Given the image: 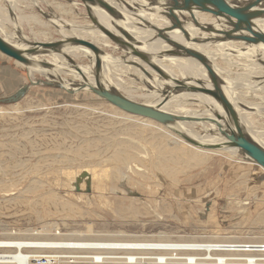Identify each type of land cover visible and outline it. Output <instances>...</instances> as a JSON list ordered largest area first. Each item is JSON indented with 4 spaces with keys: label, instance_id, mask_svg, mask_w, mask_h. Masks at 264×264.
Returning <instances> with one entry per match:
<instances>
[{
    "label": "bare ground",
    "instance_id": "obj_1",
    "mask_svg": "<svg viewBox=\"0 0 264 264\" xmlns=\"http://www.w3.org/2000/svg\"><path fill=\"white\" fill-rule=\"evenodd\" d=\"M5 1L8 8H1L0 1V36L25 52L26 57L32 63L27 66L29 80L32 82L52 83L57 87L61 86L64 89L75 90L74 92L84 94V90L88 89L83 88L82 84L94 85L98 79L102 86L123 95L121 90H123L122 85L125 82L121 78L130 77L132 72L134 74L138 70L141 76L145 78L146 90L147 87L160 90L150 91V93L146 91L143 101H136L123 95L127 99L186 118L205 120L204 116L208 115L210 120H217L218 117H221L233 129V120L222 104L198 91V89L220 90L231 103L233 116L238 122H245L248 126V128H241L242 131L264 148V142L259 141L261 135L250 134L253 131L249 125L250 121L243 115V111L241 113L242 98L238 91V87L245 83L256 84L257 87L264 85V69H260L259 73L247 72L244 77H240L242 75L237 77L230 71L225 72L223 77L212 61L218 60L217 57L225 61L231 53L245 52L247 48L254 50L253 52H256V55L258 53L264 60V43H249L239 40L238 38L248 35V33L238 26L235 18L226 14H214V19L205 17L206 12L202 10V7L191 5L188 0H161V2L136 0L140 9L137 10L138 14L134 15L126 8V0H103L119 15L114 16L99 5H90L89 13L93 19H91L93 23H90L82 20L89 18L86 16V11L84 12L82 2L71 0L70 4L74 5L75 8H60L57 11L59 20H50L58 27L57 29L54 31L50 29L47 33L33 34L25 30L26 25L30 24V17L22 13L24 9H28V5L22 4V1L25 0ZM218 1L220 4L243 9L264 10V5H258L257 0ZM74 2L78 5H75ZM156 12L162 13V15ZM206 14L212 15L211 13ZM186 18H190L194 23L187 22ZM175 19L180 20V25L177 26ZM10 24L12 27H16L15 31L8 30ZM252 25L256 30L264 32V17L254 18ZM52 31L53 37L49 33ZM106 33L110 34L113 39ZM16 34L19 35L18 38H16ZM72 39L92 43L99 53H95L85 45L69 44ZM24 41L60 43L62 46L56 53L29 55L27 51L31 50L32 47ZM116 49L120 51L118 52ZM186 51H191L197 56H189ZM116 54H120V56L116 57ZM240 55L244 57L241 53L238 58ZM156 58L159 61H155ZM227 60L229 59L227 58ZM227 62L230 63L231 61ZM262 65L260 63V66ZM34 67L43 72L34 69ZM257 68L259 69V66ZM69 75H72L73 79L66 80ZM158 79L162 85L156 83ZM14 82L13 80L12 83ZM99 99L103 100L100 97ZM188 100L190 102H192L191 100H201L206 110L199 112L194 109H184L181 104ZM35 107L41 108V106ZM112 107L117 108L113 105ZM247 108L249 109V107ZM29 109L31 110L30 107ZM21 112L23 111L17 110V113ZM8 114L10 112L0 109V117L5 118ZM126 114L152 120L130 113ZM132 116L122 119L124 122L130 121L128 122L130 127L124 126L120 134L127 137L115 138L113 146L110 145L105 150L90 148L89 139H84L82 145L80 144L81 147L65 150L63 155L53 158L47 156L45 152H41V149L33 147L31 158H39V163L32 165L31 159H27L18 162L15 167L12 165L11 167L14 168H22L24 173L20 179H10L11 183L15 185L31 174L32 178L29 179L25 191L36 194L45 185L39 179L40 176L50 171L59 170L63 177L69 179L67 187L73 186V188L86 190L95 188L99 198L102 199H109L107 194H120L134 200L135 198L130 195L134 194L133 189L140 186L130 173L146 178L149 177L148 171L153 167L164 179L177 182L180 173H187L191 169L206 166L214 156L232 157L239 152L237 149L229 147L219 149L199 147L188 140L207 145L221 144L220 141L227 139L217 132L218 127L216 125L190 120L175 121L170 126H164L158 122L156 124V121H138ZM211 132H215L217 136L212 135ZM27 139L30 141L29 138ZM43 140L45 141V139ZM30 144L33 145L35 142L30 141ZM110 147L115 149L111 151ZM23 155L24 153L19 149L13 152V157ZM242 155L251 160L248 156ZM28 163L29 166H27ZM110 163H119L124 167L115 169L113 173H110L108 168ZM58 164H60L58 168L53 167V165ZM4 169L6 168L0 169L3 178L6 177ZM89 183L91 186L88 187ZM130 205V207L119 206L118 210L127 213L128 209H136L137 203L131 201ZM33 207L42 209V213L44 211L51 212L48 207H54L56 212L62 215H73L77 213L76 208H81L54 192L34 201ZM216 234L219 235V231ZM174 241L166 236L158 240L76 237L64 240H42L38 238L34 240H10L3 242L12 243L15 251L3 248L0 249V255L15 254V260L0 258V264H31L32 258L38 257L47 258L49 264H97L85 261L72 263L70 259L93 257L98 260L107 258L108 261L104 264H124L126 262L123 261L122 256H125L130 262H136L138 258H142L145 260V264H159L158 260H166L167 264H206L207 262L220 264L217 261L225 260L233 264H248L247 261L253 262L255 259L259 260L257 264H264V253L255 249L261 248V246H254L263 245V242H194L193 240L180 239ZM3 242L0 241V244ZM218 244H226L230 249L216 250L215 246ZM252 249L257 251H252ZM49 257L52 258L49 259Z\"/></svg>",
    "mask_w": 264,
    "mask_h": 264
},
{
    "label": "rangeland",
    "instance_id": "obj_2",
    "mask_svg": "<svg viewBox=\"0 0 264 264\" xmlns=\"http://www.w3.org/2000/svg\"><path fill=\"white\" fill-rule=\"evenodd\" d=\"M0 1L1 8H8L5 0ZM126 1V8L133 15L138 14L137 10L140 8L136 4L137 1ZM153 1L161 2V0ZM70 2L71 0L22 1L23 5H28V9H24L22 13L30 17V24L26 25L25 30L33 34L47 33L50 29L54 31L58 27L50 20H59L57 11L60 8H75ZM74 4L78 5L76 2ZM168 5L170 6V3ZM83 6L89 18L82 20L93 23L89 11L84 4ZM156 13L162 15V13ZM206 13L205 17L214 19L213 13L211 16ZM177 19L175 22L178 26L180 20ZM186 20L193 22L190 18ZM259 22L262 23L261 20ZM11 27L10 24L9 31L16 30L15 26L12 29ZM53 31L49 32L52 37ZM18 36L16 34V38ZM47 36L50 35L47 34ZM24 43L30 45L28 41ZM246 50L231 53L227 56L229 60L226 58L224 61L217 57L218 60L212 61L223 77L225 72L230 71L237 77L240 75L244 77L247 72L259 73L260 69H264V60L251 48ZM241 53L244 57L240 55L238 58ZM115 56L118 57L120 54ZM155 61L159 59L156 58ZM259 62L263 65L260 66ZM253 68L258 69V72ZM34 69L43 72L37 67ZM251 69L252 71H249ZM70 79H73L72 75L66 77V80ZM121 79L125 82L121 90L123 95L136 101H143L146 91L150 93V91L160 90L149 87L146 90L145 78L138 70L134 74L132 72V76ZM13 80L14 83H12ZM156 83L162 85L159 79ZM26 84L30 85L27 66L0 53V99L11 96ZM259 86L245 83L238 87V91L242 98L241 113L244 112L243 115L250 121L249 125L253 131L250 134H260L259 141L264 142V85ZM67 90L54 84L51 86L30 85L26 96L17 103L0 102V109L10 112L5 118L0 117V169L6 168L4 169L6 177L3 178L0 174L1 242L34 240L35 238L64 240L75 237L158 240L166 236L173 241L180 239L194 242L264 243V169L247 159L240 151L232 157L214 156L208 165L191 169L187 173H180L177 182L164 179L153 167L148 171L149 177L146 178L130 173L141 187L133 189L134 194L130 196L135 198L134 200L120 194H107L109 199H102L99 198L95 188L86 190L73 188V186L67 187L69 179L63 177L59 170L50 171L38 177L45 185L36 194L25 191L29 179L32 178L31 174L13 185L10 179H20L24 173L22 168H14L18 162L31 159L32 165L39 163V158H31L33 147L41 149V152L53 158L63 155L65 150L81 147L80 144L84 139L90 140V148L105 150L110 145L113 146L115 138L127 137L120 134L124 126L130 127L128 124L130 121L124 122L122 119L132 115L112 107L88 90H84L88 94L68 93ZM191 101L193 103L188 100L181 106L184 109H194L199 112L206 110L201 100ZM35 106H41V108ZM18 109L23 112L17 113ZM132 117L137 118L138 121L155 122L137 116ZM204 119L210 118L207 115ZM239 123L241 128H248L245 122L239 121ZM215 132L211 134L217 136ZM27 138L35 144H30ZM16 149L22 151L24 155L13 157ZM110 149L112 151L115 148L110 147ZM12 165L14 167H11ZM59 166L60 164L53 165L54 168ZM123 167L124 165L119 163H110L108 166L110 173ZM10 186L12 187L7 189ZM51 192L59 194L81 208H76L77 213L73 215H62L57 213L54 207H48L51 212L43 213L42 209L33 207L34 201L46 197ZM131 201L137 203L136 209H128L127 213L118 210L119 206L130 207ZM217 231L219 235L216 234ZM206 264H214V262Z\"/></svg>",
    "mask_w": 264,
    "mask_h": 264
},
{
    "label": "water",
    "instance_id": "obj_3",
    "mask_svg": "<svg viewBox=\"0 0 264 264\" xmlns=\"http://www.w3.org/2000/svg\"><path fill=\"white\" fill-rule=\"evenodd\" d=\"M191 5H198L202 7V10L208 13L213 14H226L237 20L238 26L243 29L248 35L241 36L238 38L239 40H243L249 43H264V32L258 31L252 25V20L256 17H264V10H254L252 8L243 9L232 5L220 4L218 0H188ZM81 2L85 5L86 9L89 11L90 5H99L104 8L107 12L111 13L114 16H118L119 14L105 1L103 0H81ZM258 5H264V0H257ZM111 37L110 34L106 33ZM113 39V38H112ZM78 44L85 45L93 50L95 53H99L97 48L90 42H86L84 40L72 39L69 44ZM32 47L31 50H28L27 53L29 55H42L46 53H56L59 51L62 44L60 43H30ZM0 53L10 59H13L24 66L31 65V61L26 57L25 52L18 47L8 43L0 36ZM186 53L190 56H197L195 53L191 51H186ZM45 84L51 86L52 84L47 82L34 83L30 80V85H40ZM30 85L26 84L18 89L17 92L12 94L9 97L0 99V102L3 103H17L22 100L26 94L28 93ZM83 88H87L88 91L100 98L109 104L117 107L118 109L150 118L164 126H170L175 121H203V122H211L210 124L216 125L218 127V133L226 137V141L221 144L215 145H207L202 142L194 141L188 139L192 144L205 147L209 149H219L221 147H229L233 149H237L242 152V154L248 156L255 164L264 169V148H262L259 144L252 140V138L242 131L240 123L233 116V109L231 103L226 99L225 95L220 90H201L198 91L205 93L210 96L214 100L220 102L224 107L225 111L229 113L233 120V129L230 128V124L223 118L218 117L217 120H203V119H194V118H186L184 116H176L174 114L162 111L158 108H154L151 106H145L142 104H138L133 102L126 97H124L119 92L108 89L102 86L98 79L94 85L84 83L82 84ZM63 89V87H59ZM68 93H73V90H67Z\"/></svg>",
    "mask_w": 264,
    "mask_h": 264
},
{
    "label": "built area",
    "instance_id": "obj_4",
    "mask_svg": "<svg viewBox=\"0 0 264 264\" xmlns=\"http://www.w3.org/2000/svg\"><path fill=\"white\" fill-rule=\"evenodd\" d=\"M254 246H261V248H255V249H259L258 251H260L261 253H264V244L261 245V244H257V245H254ZM10 249L11 251H15V247L13 246L12 243H8V242H3L0 244V249ZM215 249L216 250H219V251H225L226 249H230L226 244H218L217 246H215ZM246 249H249V248H246ZM252 251H257V250H253ZM251 251V252H252ZM261 253H257V254H261ZM16 257L15 254H10V255H0V258L2 259H8V260H15L14 258ZM124 259L123 261L126 262L124 264H145V260L142 259V258H138L136 262H130L128 259L125 258V256H122ZM52 257H49V259H51ZM71 259V262H76V261H85V262H91V263H97V264H104V262L108 261L107 258H103V260H98L97 258H70ZM146 259V258H145ZM147 260V259H146ZM259 262L258 259H255V261L253 262H250V261H247L248 264H257ZM80 263V262H79ZM158 263L159 264H167L166 260L165 261H160L158 260ZM217 263H222V264H227L229 262H227V260L225 261H217ZM31 264H49L48 261H47V258H44V257H38V258H32L31 260Z\"/></svg>",
    "mask_w": 264,
    "mask_h": 264
}]
</instances>
